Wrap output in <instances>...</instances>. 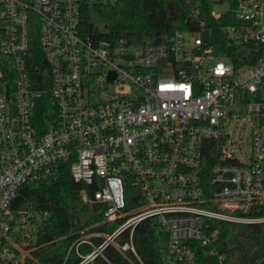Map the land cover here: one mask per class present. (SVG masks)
I'll use <instances>...</instances> for the list:
<instances>
[{
    "label": "built area",
    "instance_id": "1",
    "mask_svg": "<svg viewBox=\"0 0 264 264\" xmlns=\"http://www.w3.org/2000/svg\"><path fill=\"white\" fill-rule=\"evenodd\" d=\"M81 2L0 0V46L16 69L0 90V264H26L48 216L20 189L63 163L103 219L73 232L61 264H144L132 236L149 219L168 236L167 264H198L199 247L223 264L211 221L264 223V0H237V22L222 25L257 44L239 65L213 54L204 24L162 43L102 38L84 29ZM30 14L49 81L41 122Z\"/></svg>",
    "mask_w": 264,
    "mask_h": 264
},
{
    "label": "trees",
    "instance_id": "2",
    "mask_svg": "<svg viewBox=\"0 0 264 264\" xmlns=\"http://www.w3.org/2000/svg\"><path fill=\"white\" fill-rule=\"evenodd\" d=\"M80 18L86 31L92 30L89 7L93 5L103 29L98 35L106 39L123 37L130 42L145 40L167 42L176 31L197 32L202 24L210 33L212 52L225 56L234 64L249 62L256 57L255 42L240 41L226 34L222 24L211 14V4L231 0H81ZM38 21L34 14L29 19V44L26 60L32 77L42 92L35 114L38 122L50 107L48 76L38 43ZM238 34L241 35L239 31ZM2 29L0 28V39ZM0 90L13 89L16 69L13 59L2 53L0 46ZM38 71V76L36 73ZM47 78V82H43ZM47 84V85H46ZM56 178L37 180L25 184L19 199L33 204L36 210L46 211L38 241L26 258V264H61L70 238L77 229L100 223L103 207L84 203L78 195V185L73 182L69 163L59 165ZM217 230L215 248L222 254L223 264H264V223L240 225L213 220ZM101 228L102 225H99ZM114 224L106 228L111 229ZM133 242L144 264H167V234L151 219L143 221L133 231ZM198 264H218L208 249L199 247ZM116 264H126L114 259Z\"/></svg>",
    "mask_w": 264,
    "mask_h": 264
},
{
    "label": "rangeland",
    "instance_id": "3",
    "mask_svg": "<svg viewBox=\"0 0 264 264\" xmlns=\"http://www.w3.org/2000/svg\"><path fill=\"white\" fill-rule=\"evenodd\" d=\"M104 1H106V0H104ZM236 5H237V0H232L231 3L230 2H221V3H212L211 4V8L214 9L218 14L217 20L228 31L231 30L232 24L237 22L236 16L234 15V13L232 11H230V8L234 9V8H236ZM88 13H89L90 21L92 22L93 26L98 31H101L103 29V27H102L99 15L96 12L93 5H90ZM201 36L206 41H208L210 39V33L208 30L202 31ZM212 62H213V60H212Z\"/></svg>",
    "mask_w": 264,
    "mask_h": 264
},
{
    "label": "water",
    "instance_id": "4",
    "mask_svg": "<svg viewBox=\"0 0 264 264\" xmlns=\"http://www.w3.org/2000/svg\"><path fill=\"white\" fill-rule=\"evenodd\" d=\"M44 64H45V65L47 64L45 60H44Z\"/></svg>",
    "mask_w": 264,
    "mask_h": 264
}]
</instances>
